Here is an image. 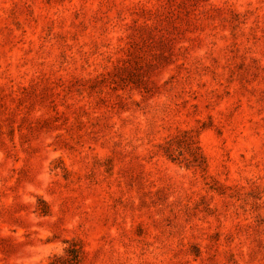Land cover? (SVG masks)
<instances>
[{"label": "rangeland", "instance_id": "1", "mask_svg": "<svg viewBox=\"0 0 264 264\" xmlns=\"http://www.w3.org/2000/svg\"><path fill=\"white\" fill-rule=\"evenodd\" d=\"M0 264H264V0H0Z\"/></svg>", "mask_w": 264, "mask_h": 264}]
</instances>
